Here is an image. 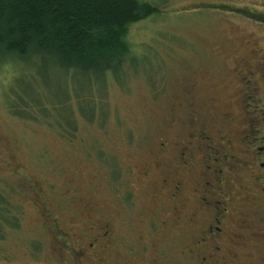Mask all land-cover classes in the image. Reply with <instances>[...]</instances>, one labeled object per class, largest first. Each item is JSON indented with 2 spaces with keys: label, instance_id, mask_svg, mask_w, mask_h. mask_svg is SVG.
Listing matches in <instances>:
<instances>
[{
  "label": "rangeland",
  "instance_id": "1",
  "mask_svg": "<svg viewBox=\"0 0 264 264\" xmlns=\"http://www.w3.org/2000/svg\"><path fill=\"white\" fill-rule=\"evenodd\" d=\"M145 1L161 12L130 26L134 56L117 78L34 55L0 61V190L20 222L2 229L0 264H73L94 240L118 244L96 245L102 264H186L199 205L163 183L193 177L159 145L186 138L193 114L209 125L236 102L223 86L238 82L232 67L264 60V26L235 8L262 14L264 0ZM22 100L27 112L14 113L9 101Z\"/></svg>",
  "mask_w": 264,
  "mask_h": 264
},
{
  "label": "flooded vegetation",
  "instance_id": "2",
  "mask_svg": "<svg viewBox=\"0 0 264 264\" xmlns=\"http://www.w3.org/2000/svg\"><path fill=\"white\" fill-rule=\"evenodd\" d=\"M235 9L250 25L264 26V12ZM255 64L232 67L238 82L223 88L236 90V102L212 116L215 123L201 124L193 114L186 138L178 135L173 144L164 140L159 145L160 150L173 154L175 173L184 169L193 177V183L182 177L171 185L167 182L172 178L166 177L163 183L173 197L187 201L192 197L199 205L192 212L195 217L200 215L192 224L197 232L183 245L185 250H180L186 264H264V60ZM85 245L75 253L73 264L104 263V253L97 246L118 249L116 242L107 246L102 240Z\"/></svg>",
  "mask_w": 264,
  "mask_h": 264
},
{
  "label": "trees",
  "instance_id": "3",
  "mask_svg": "<svg viewBox=\"0 0 264 264\" xmlns=\"http://www.w3.org/2000/svg\"><path fill=\"white\" fill-rule=\"evenodd\" d=\"M160 12L145 0H0V61L34 55L74 76L117 78L134 56L130 26ZM26 103L9 106L20 114ZM15 209L0 190L1 238L4 227L20 226Z\"/></svg>",
  "mask_w": 264,
  "mask_h": 264
}]
</instances>
